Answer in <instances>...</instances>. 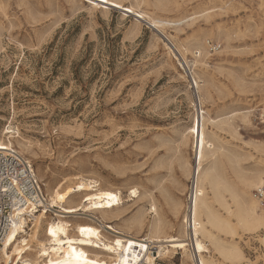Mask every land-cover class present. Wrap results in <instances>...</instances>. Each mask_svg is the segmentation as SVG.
I'll return each instance as SVG.
<instances>
[{
    "label": "rangeland",
    "instance_id": "rangeland-1",
    "mask_svg": "<svg viewBox=\"0 0 264 264\" xmlns=\"http://www.w3.org/2000/svg\"><path fill=\"white\" fill-rule=\"evenodd\" d=\"M120 1L160 26L88 0H0V137L11 126L46 199L60 183L96 180L122 195L110 222L117 230L144 237L156 206L165 235L184 229L185 239L197 149L194 136L184 137L200 110L214 120L205 124L233 210L235 194L240 203L255 199L257 175L264 180V0ZM82 217L64 219L74 226ZM140 217L145 229L128 230ZM234 241L244 254L235 264H264V226L239 229ZM162 259L196 264L182 250Z\"/></svg>",
    "mask_w": 264,
    "mask_h": 264
},
{
    "label": "bare ground",
    "instance_id": "bare-ground-1",
    "mask_svg": "<svg viewBox=\"0 0 264 264\" xmlns=\"http://www.w3.org/2000/svg\"><path fill=\"white\" fill-rule=\"evenodd\" d=\"M88 1L94 7L101 5L122 9L156 27L162 22L152 18L147 20L149 16L145 11L133 5H124L120 0ZM203 112L201 120L198 118L199 120L192 121L184 137L185 140L190 136L196 138L195 172L198 174V183L200 181L199 184H202L194 209V242L191 254L188 253L187 247L188 233L186 232L187 236L184 239V229V232L176 233V229L170 227L173 233L165 235L168 226L159 215L156 206L152 208L156 213L144 237L127 235L117 230L110 222L116 216L114 211L122 201L121 193L101 189L100 183L96 180L81 178L82 180L75 185L65 188L60 183L47 198L48 204L45 210L41 209L29 218H23V227H31L32 224L31 230L21 229L10 233L4 244L0 246V264H136L140 260L152 262L154 256L150 251V244L155 245V250L161 258L170 252L177 253V250H182L192 260L193 256H196L199 264L241 263L244 254L234 238L238 235L239 229L255 230L264 226V211L260 213L257 211L259 202L253 198L240 203L237 199L239 195L235 194L233 196L235 210L224 200L221 191L223 177L218 171L217 158L220 147L217 144V137L208 133L205 124L210 121L214 123V120L209 115L205 116ZM242 118L247 124L250 123L248 112L243 113ZM7 128L0 137V148L14 144L15 136L11 134L13 130L11 126ZM256 181L255 185L262 187L263 177L257 175ZM90 190L93 192L87 193L84 201L76 204L70 201L72 195ZM136 192H138L136 189L132 190L134 197L137 196ZM216 202L221 204L227 216L217 211ZM51 208H57L53 217H49L48 214ZM81 211L82 218H87L88 221L83 220L71 226L70 221L64 219L77 217ZM44 223L46 228L41 231ZM134 227L140 231L144 230L146 227L144 219L140 217L129 224L127 229ZM109 230L115 235H106L105 232ZM222 234L225 238L221 237ZM206 241L219 255L220 261L207 255L210 249Z\"/></svg>",
    "mask_w": 264,
    "mask_h": 264
},
{
    "label": "built area",
    "instance_id": "built-area-1",
    "mask_svg": "<svg viewBox=\"0 0 264 264\" xmlns=\"http://www.w3.org/2000/svg\"><path fill=\"white\" fill-rule=\"evenodd\" d=\"M194 84L196 85L195 81ZM199 114L201 116V110ZM257 119L259 123L264 124V112ZM197 177L198 174L195 172L184 204L183 224L188 233L187 247L190 251H193L194 242V209L200 195ZM253 195L259 204L264 205V186L255 189ZM47 204L44 185L32 162L14 146L0 148V246L14 230L30 231L32 224L31 227H23V218H29L41 209L45 210ZM70 224L73 226L72 222ZM149 246L154 256L153 261L140 260L136 264H170L158 255L154 244ZM193 257L195 263L199 264L197 257Z\"/></svg>",
    "mask_w": 264,
    "mask_h": 264
}]
</instances>
